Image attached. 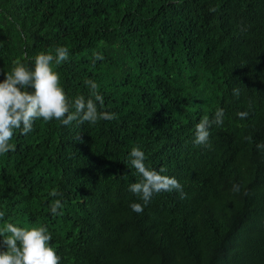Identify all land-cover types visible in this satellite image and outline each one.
<instances>
[{"label": "trees", "instance_id": "trees-1", "mask_svg": "<svg viewBox=\"0 0 264 264\" xmlns=\"http://www.w3.org/2000/svg\"><path fill=\"white\" fill-rule=\"evenodd\" d=\"M58 47L70 111L94 99L91 80L115 118L16 130L0 154V230L46 227L60 264H264V0H0V81ZM133 147L186 198L161 192L133 212Z\"/></svg>", "mask_w": 264, "mask_h": 264}, {"label": "clouds", "instance_id": "clouds-1", "mask_svg": "<svg viewBox=\"0 0 264 264\" xmlns=\"http://www.w3.org/2000/svg\"><path fill=\"white\" fill-rule=\"evenodd\" d=\"M69 52L66 47H58L55 54L39 53L35 57L34 69H29L20 61L14 62L11 74L6 75L0 81V154L7 153L13 148L9 141L14 132L20 130L22 134H28L33 130V124L37 119L45 122L52 120L61 121L63 125H69L75 120L80 123H96L98 120H112L114 113L102 112L97 109V102L103 105V97L95 90L98 85L88 80L86 84L92 89V96L85 100L79 96L74 101L75 111H70L72 105L60 84V75L53 70V64L60 65L67 61ZM103 56L95 55V60H102ZM234 95H239L238 89H233ZM247 112L238 113L240 118H246ZM223 109L217 110L215 118L209 120L204 117L196 125L195 140L197 145L207 144L210 137L212 124L223 123ZM247 139V138H246ZM257 148L264 150V141L257 144ZM130 163L140 174L142 179L133 183L129 191L135 194L142 203L130 205L133 212L140 214L151 202L155 194L161 192L176 191L180 198H186L183 186L175 177L163 175L165 169L159 171L149 168L145 164V153L139 147H133L130 152ZM232 191L239 193L241 186L233 184ZM53 196L59 195L57 192ZM62 207L60 200H55L51 205V212L57 214ZM4 213L0 212V218ZM10 233L0 241V264H60V256L50 242L52 236L46 227L22 228L8 223L0 236Z\"/></svg>", "mask_w": 264, "mask_h": 264}]
</instances>
